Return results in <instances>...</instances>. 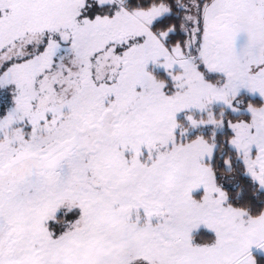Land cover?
Instances as JSON below:
<instances>
[{"label":"snow or ice","instance_id":"1","mask_svg":"<svg viewBox=\"0 0 264 264\" xmlns=\"http://www.w3.org/2000/svg\"><path fill=\"white\" fill-rule=\"evenodd\" d=\"M0 264H264V0H0Z\"/></svg>","mask_w":264,"mask_h":264}]
</instances>
